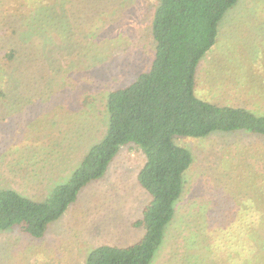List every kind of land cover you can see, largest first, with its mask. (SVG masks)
I'll list each match as a JSON object with an SVG mask.
<instances>
[{
  "label": "rangeland",
  "instance_id": "1",
  "mask_svg": "<svg viewBox=\"0 0 264 264\" xmlns=\"http://www.w3.org/2000/svg\"><path fill=\"white\" fill-rule=\"evenodd\" d=\"M157 1L74 0L72 50L56 36L58 49L66 48L56 50V59L35 52L19 59L22 82L39 70L17 108L0 107V191L46 200L104 139L110 93L151 67ZM263 71L264 0H238L197 68L196 97L264 114ZM12 89L3 92L11 97ZM172 142L193 162L150 264H264V139L214 133ZM145 162L143 149L123 147L105 176L84 188L40 239L0 232V264H77L98 245L132 242L128 230L142 231L135 223L151 200L137 181Z\"/></svg>",
  "mask_w": 264,
  "mask_h": 264
},
{
  "label": "trees",
  "instance_id": "2",
  "mask_svg": "<svg viewBox=\"0 0 264 264\" xmlns=\"http://www.w3.org/2000/svg\"><path fill=\"white\" fill-rule=\"evenodd\" d=\"M157 2L151 67L129 85L110 93L104 139L90 148L70 180L55 187L46 200L1 190L0 232L17 230L42 238L50 224L64 217L84 188L105 176L121 149L133 145L146 154L138 183L151 200L136 223L145 234L128 247L96 246L84 264H150L174 217V204L184 191V174L193 162L190 151L175 146L172 140L214 133L264 139V114L210 103L196 97L194 91L197 68L215 46L220 23L238 0ZM72 5L74 0H0V107L11 111L17 108L21 101L17 97L37 76L39 68L33 67V77L22 82L26 70L21 73L19 59L34 52L43 59H56V36L72 50L76 43H70L68 37L78 20L70 15ZM4 86H12L15 95L9 93L8 97Z\"/></svg>",
  "mask_w": 264,
  "mask_h": 264
},
{
  "label": "crops",
  "instance_id": "3",
  "mask_svg": "<svg viewBox=\"0 0 264 264\" xmlns=\"http://www.w3.org/2000/svg\"><path fill=\"white\" fill-rule=\"evenodd\" d=\"M83 159L84 158H82L81 160H79V162H78V164H80L81 165V163H82V161H83ZM77 164V165H78ZM69 165H71V162H68V167H69ZM79 165V166H80ZM78 166V167H79ZM76 167V166H75ZM77 167V168H78ZM76 168V169H77ZM75 169V170H76ZM74 170V171H75ZM141 170V169H140ZM67 174L65 175V176H68V174H69V172L67 171L66 172ZM73 174V173H72ZM71 175V174H70ZM137 181H138V179H137ZM143 189V188H142ZM144 190V189H143ZM140 220V219H139ZM138 220V221H139ZM135 225H136V223H135ZM137 229L139 228V229H142V231H139L138 232V234L137 233H135V231H129L128 230V237H127V239L126 240H129V241H132V242H130V243H126V244H120V245H114V244H101V245H110V246H118V247H128V246H130V245H133V244H135L136 242H133L135 239H134V237H137V239H138V237L139 236H144V229L142 228V227H137V226H135ZM59 234V233H58ZM61 235V234H60ZM140 240H141V238H140ZM135 241H137V240H135ZM138 242V241H137ZM98 246H100V245H98ZM56 255V254H55ZM55 255H53L54 256V259H55ZM51 256H52V254H51ZM54 261V260H53ZM56 261V260H55ZM84 261H85V258H84V260H82L81 258H79L78 260H77V264H84ZM56 264V263H55Z\"/></svg>",
  "mask_w": 264,
  "mask_h": 264
}]
</instances>
